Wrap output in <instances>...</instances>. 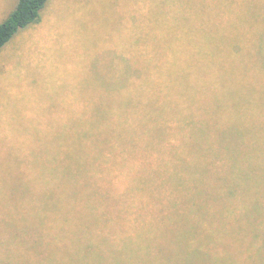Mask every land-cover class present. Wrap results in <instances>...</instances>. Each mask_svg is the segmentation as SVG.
<instances>
[{
	"label": "trees",
	"instance_id": "1",
	"mask_svg": "<svg viewBox=\"0 0 264 264\" xmlns=\"http://www.w3.org/2000/svg\"><path fill=\"white\" fill-rule=\"evenodd\" d=\"M49 1L17 0L0 52ZM213 3L191 42L157 47L110 104L74 106L42 172L30 158L38 184L4 209L0 264H203L201 203L208 220L220 180L264 170V0Z\"/></svg>",
	"mask_w": 264,
	"mask_h": 264
},
{
	"label": "rangeland",
	"instance_id": "2",
	"mask_svg": "<svg viewBox=\"0 0 264 264\" xmlns=\"http://www.w3.org/2000/svg\"><path fill=\"white\" fill-rule=\"evenodd\" d=\"M16 3L0 0V23ZM214 4L50 0L40 21L0 52V218L5 221L4 209L24 202L38 184L29 176L30 158L37 161L33 172H42V158L55 157L58 142L71 137L65 130L74 124L72 108L110 104L122 91V79L136 73L140 61L151 60L157 47L191 42ZM205 107L220 116L221 106ZM211 199L218 210L208 220L201 203L202 263L264 264V170L245 167L227 176L213 187Z\"/></svg>",
	"mask_w": 264,
	"mask_h": 264
}]
</instances>
